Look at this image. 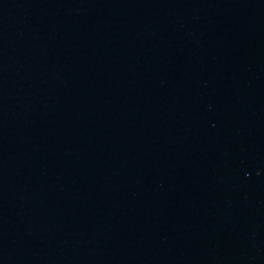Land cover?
<instances>
[{
	"label": "water",
	"instance_id": "obj_1",
	"mask_svg": "<svg viewBox=\"0 0 264 264\" xmlns=\"http://www.w3.org/2000/svg\"><path fill=\"white\" fill-rule=\"evenodd\" d=\"M0 264H264V0H0Z\"/></svg>",
	"mask_w": 264,
	"mask_h": 264
}]
</instances>
